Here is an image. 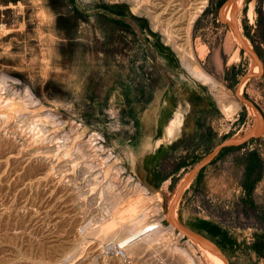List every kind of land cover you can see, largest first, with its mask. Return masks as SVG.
Instances as JSON below:
<instances>
[{"label": "rangeland", "instance_id": "obj_1", "mask_svg": "<svg viewBox=\"0 0 264 264\" xmlns=\"http://www.w3.org/2000/svg\"><path fill=\"white\" fill-rule=\"evenodd\" d=\"M152 31L213 77L219 112L213 136L136 166L115 103ZM181 187L180 226L229 264H264V0H0V264H212L172 226Z\"/></svg>", "mask_w": 264, "mask_h": 264}, {"label": "crops", "instance_id": "obj_2", "mask_svg": "<svg viewBox=\"0 0 264 264\" xmlns=\"http://www.w3.org/2000/svg\"><path fill=\"white\" fill-rule=\"evenodd\" d=\"M146 36L134 74L115 103L122 128L117 145L136 166L158 160L185 140L213 136L219 112L211 89L184 73L176 51L155 31Z\"/></svg>", "mask_w": 264, "mask_h": 264}, {"label": "bare ground", "instance_id": "obj_3", "mask_svg": "<svg viewBox=\"0 0 264 264\" xmlns=\"http://www.w3.org/2000/svg\"><path fill=\"white\" fill-rule=\"evenodd\" d=\"M137 1V0H136ZM236 10V8H235ZM251 10V9H250ZM227 15L228 17H230V19L232 18V15L233 14H230L228 13L227 11ZM196 16V15H195ZM250 16L252 17L253 16V13H252V10L250 11ZM158 17V16H157ZM184 17V16H183ZM192 17V16H191ZM250 17V18H251ZM180 19V18H179ZM193 19V18H192ZM192 22V20H191ZM189 27V26H188ZM188 30V28H187ZM186 32V31H185ZM238 32V31H237ZM240 32V31H239ZM239 35V33H237ZM178 35V34H177ZM237 35V36H238ZM187 36V35H186ZM240 36V35H239ZM239 40L243 43L244 46H246V42L243 41L242 37H238ZM184 39V38H183ZM189 41V40H188ZM187 42V41H186ZM191 45V44H190ZM177 50L180 52L181 51V56L184 57L185 61H186V65L188 66L187 68L190 69L191 73L194 75V77H197L198 79L200 80H203L205 83L206 82H211V83H215L213 81V77H209L203 70H201L197 65H195V60H193L195 57L193 55V53L191 51H188L186 46L184 47V44L183 45H177ZM176 47V46H175ZM201 49V48H200ZM203 51H204V48H202L200 50L201 52V56L203 54ZM196 78V79H197ZM199 80V81H200ZM213 85V84H212ZM223 101V100H222ZM238 107L237 104L235 102H233L232 104H228V105H223V110H225L227 113H230L231 111L234 110V108ZM225 112V113H226ZM232 113V112H231ZM230 113V114H231ZM256 119H257V127L256 129L259 128V125L261 123V118H260V115H256ZM260 128H261V125H260ZM177 199V197H175ZM176 199H174L172 201V204L171 206H173L175 204V201ZM174 215V218H175V213H173ZM169 218L170 220L172 221V217L171 215H169ZM176 219V218H175ZM116 222V221H115ZM113 223V222H112ZM112 223H110V228L111 226L113 225ZM112 224V225H111ZM116 225V224H114ZM108 226V225H107ZM161 225L157 222V223H152V224H146L145 226H143L142 228H139L137 231H133L132 233L128 234L126 238H123L121 241L117 242L118 243V248H125L127 247L128 245H130L133 241L137 240L140 236L150 232V231H153L155 229H158ZM114 227V226H112ZM141 227V226H140ZM106 228V226H105ZM109 228V229H110ZM205 252L207 253L208 257L211 259L212 261V264H225V262L220 259L217 255H215L212 251L208 250V249H205Z\"/></svg>", "mask_w": 264, "mask_h": 264}, {"label": "water", "instance_id": "obj_4", "mask_svg": "<svg viewBox=\"0 0 264 264\" xmlns=\"http://www.w3.org/2000/svg\"><path fill=\"white\" fill-rule=\"evenodd\" d=\"M234 18H235V10H234V13L232 15V18L230 19V25H231L234 33H236V35H238L237 34L238 32H237V28H236V25H235ZM238 37H240V36L238 35ZM259 127H260V125H259ZM255 133H256V129L254 128L252 131H250L246 136L242 137L241 139L226 141L221 146V148H224V147H233V146L240 145L243 142L247 141L248 139L254 138ZM211 157H212V155H210L208 157V159L205 161V163L199 167V170L202 169L205 166V164L210 161ZM195 171L193 173H191L187 177L186 182L189 181V179L192 177V175L195 173ZM181 190H182V187L178 190L176 197H178V195L180 194ZM174 199H176V198H174ZM169 213H170V215L172 217L171 223H172V226L173 227H175L176 229H178L182 234L186 235L187 237H189L190 239H192L193 241H195L199 245H201V246L205 247L206 249L212 251L220 259H222L225 262V264H229L228 261H227V259L222 255L220 249L212 241H210V240H208V239H206L204 237H201V236L193 235V234L189 233L188 231H186L182 226L179 225V223L177 222V220L174 218V215H173V213H174V205L170 207Z\"/></svg>", "mask_w": 264, "mask_h": 264}, {"label": "trees", "instance_id": "obj_5", "mask_svg": "<svg viewBox=\"0 0 264 264\" xmlns=\"http://www.w3.org/2000/svg\"><path fill=\"white\" fill-rule=\"evenodd\" d=\"M250 156H251L252 161L250 160V162L248 164V167H247V177H246L247 178V180H246L247 182L245 183L247 189L251 188V185H250L251 176L257 170V168H259L261 166L260 161H258L255 158V153H251ZM262 238H263V236L260 239H258V243L261 242Z\"/></svg>", "mask_w": 264, "mask_h": 264}]
</instances>
